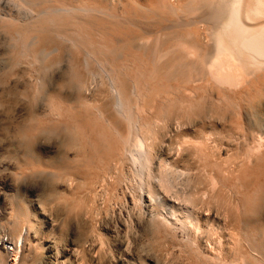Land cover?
<instances>
[{
  "label": "bare ground",
  "instance_id": "bare-ground-1",
  "mask_svg": "<svg viewBox=\"0 0 264 264\" xmlns=\"http://www.w3.org/2000/svg\"><path fill=\"white\" fill-rule=\"evenodd\" d=\"M2 5L7 10H0V30L17 62L37 76L34 106L25 107L34 143L23 162L57 179L60 195L92 173L87 189L94 211L99 199L111 203L118 186L132 182L130 208L170 236V248L188 264H264V0H0ZM56 70L60 76L52 74ZM51 77L60 81L56 90ZM56 138L61 140L52 151ZM197 172L208 173L214 189L228 190L223 206L214 199L211 206L207 196L203 214L162 193L158 174L188 181ZM38 204L33 214L18 209L15 234L22 225L27 235L36 232L38 220L52 228L55 219L50 223ZM4 241L0 237L1 248ZM8 250L13 253V246Z\"/></svg>",
  "mask_w": 264,
  "mask_h": 264
},
{
  "label": "rangeland",
  "instance_id": "rangeland-1",
  "mask_svg": "<svg viewBox=\"0 0 264 264\" xmlns=\"http://www.w3.org/2000/svg\"><path fill=\"white\" fill-rule=\"evenodd\" d=\"M87 1L93 2L94 0ZM1 9L4 11L7 10L3 7V5L0 6V10ZM7 37L8 35H6V33L4 32L2 33V31L0 30V237H2V240H6L4 241L5 243L3 242L4 244H2L5 245V248H3L2 246V249L0 246V264H121V262L123 263L124 261L125 262L123 264H188L184 254H178L170 248L171 246L169 244L172 241V239H170V236L169 238L167 237V235L163 236V233L161 232L158 233L155 225L152 222L150 223L148 221V223L146 221L148 220V217L130 208L129 204L127 203V199L129 197L126 196H129L132 193L130 185L132 184V182L130 184L125 183L126 185L124 184V182L120 184L115 190L117 199L112 200L111 203L104 204L103 201L99 199L97 203V210L94 211V209H92L93 207L91 206V193L87 189L89 185L88 178L92 175V173L90 175V173L88 172L84 175V178L86 179H84L85 181L83 183L87 181L85 184L81 183L75 187V184H77L75 183L71 187V189L73 188L71 190V193L69 191V194L67 193L66 195H62L61 193L60 195V191L57 189L60 184L57 179H53L46 174L41 173V168H39L38 165L34 164L32 167V165L30 166V164H26L25 162H23L22 158L24 154L29 151L31 142L32 144L34 143L33 138L30 140L28 139V134L33 129V127L30 126H34V121H27L28 116L26 115V111L28 109L27 107L32 109V106H34L32 103V94L35 86L33 87L34 89L31 87L33 86L35 81L34 79L37 76L29 72L31 70V67L28 64L24 62H21L23 64L17 62L15 58L16 55L14 54L16 52L15 47L13 49L12 46L14 45H12V42H10L11 40L9 39V37ZM7 40L10 41L8 42ZM54 72L52 74H54L55 77L61 75L60 71L56 70ZM71 73V70L68 71L64 75V77H70L69 75ZM51 79H49L51 80V89H58V84H60V81L57 78L53 79L51 77ZM25 92L28 95L25 94ZM25 99L27 100V102ZM28 100L30 101L29 103ZM7 115H9L8 118ZM25 118L27 122L23 121L22 123V120H25ZM23 125H26L27 130L28 128H30V130L27 131L26 127L25 129H23ZM24 130L27 132H25ZM24 132L26 133L25 136L23 134ZM21 136H24V138ZM26 138L27 141L29 140L28 143L27 141H25ZM57 140L60 141L61 139L56 138L55 141H51L50 143L52 146H54V148H52V151H55L58 147L59 141L57 142ZM24 144L26 145V147H24ZM24 148L26 149L23 151ZM74 150H76V147H74V149L72 148L70 153H72ZM192 161L194 163H197V158H193ZM20 164L22 167L20 166ZM28 165L32 167V169L29 168ZM20 167L23 169V171ZM33 169L35 171H33ZM38 172L39 174H37ZM33 174H35L36 178ZM42 174L46 175L47 177L45 176L44 178ZM15 175L17 176L15 177ZM207 175L210 177L208 173H202L200 175V173L197 172L193 175L194 177L192 176V179H189L188 181L183 179L179 175L178 176L180 178H178V176L175 174L168 175L162 173L160 175L158 174L157 178H160V189L163 194L173 199L175 202H179L180 204H194L197 206V208H200L199 210L204 214L203 207L205 205V202L210 201V196L212 198L210 202L211 206L213 203L221 205L222 202V204H224L227 199H229V197L227 196H230V193L228 194V190L218 188V185L214 189L215 186L211 183L213 181L210 182L211 179ZM218 175H220L219 179H221L223 183L231 182L230 177L229 181H227V176L225 177L221 174ZM218 175L215 174L213 175V177H217ZM19 177L20 179L18 180ZM15 179H17V181ZM260 179L261 181H263L262 179H264V175ZM213 190L214 192H212ZM118 192L121 193L119 194ZM216 192H218L219 194H217ZM223 192H225L226 194ZM51 193H55V196H52L53 194ZM57 193H59V197ZM121 194H123L125 198L123 197V195L121 198ZM14 196H16L15 200ZM64 196H66V198ZM213 199L215 200V202L213 201L212 203ZM41 200H43V203ZM37 202L39 203L38 205L44 207L42 209L44 210L46 216L48 215V219L51 218L52 222L54 219L56 220H54V223H52L50 221L51 219H49L50 223L55 225H52L53 229L46 227V224L43 220H38L41 217L34 214V216L38 217L37 220L39 221L38 225H36L37 231L35 229L36 232L31 231L30 234L27 235L26 233L28 232L27 230L29 228L27 227V225H22L19 229H16L17 233L15 234L14 230L16 227L13 226V223L17 220L16 215L19 212L18 209L21 208L24 212L25 208H27V210L31 211L32 213L33 211L31 209H33L34 205H36ZM81 204L82 209L80 207ZM221 206L215 205L213 207L221 209ZM21 209L19 210L22 211ZM263 212L260 216V224L262 225V232L264 233ZM232 213L234 212L232 211ZM89 215L91 217H89ZM122 223H124L125 227L122 226ZM24 230L27 232H25ZM23 231L25 232V234ZM92 232L95 234L94 238ZM21 234H23L22 237L27 235L29 239H27L28 237L22 238L20 236L23 243H21L20 246H17L18 240L16 239H18L19 235ZM91 239L94 240L95 244L93 248L90 246ZM12 246L13 253L8 250V248H11ZM98 248L99 250H97ZM74 249L76 251H74ZM73 252L75 253L73 254ZM163 255L165 256V258H163ZM231 255L232 254H230L229 256L230 258H232ZM14 257H16L15 260H13ZM162 258L163 261H161Z\"/></svg>",
  "mask_w": 264,
  "mask_h": 264
}]
</instances>
